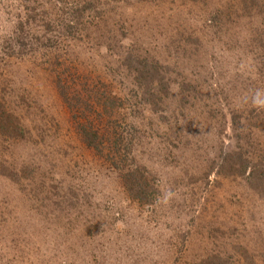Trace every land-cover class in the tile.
<instances>
[{
  "label": "rangeland",
  "instance_id": "1",
  "mask_svg": "<svg viewBox=\"0 0 264 264\" xmlns=\"http://www.w3.org/2000/svg\"><path fill=\"white\" fill-rule=\"evenodd\" d=\"M14 85L0 264H264V0H0Z\"/></svg>",
  "mask_w": 264,
  "mask_h": 264
},
{
  "label": "trees",
  "instance_id": "2",
  "mask_svg": "<svg viewBox=\"0 0 264 264\" xmlns=\"http://www.w3.org/2000/svg\"><path fill=\"white\" fill-rule=\"evenodd\" d=\"M156 83L157 84H160L158 82H156ZM8 88H9L8 89L9 90L8 93L9 92L11 93L10 94L11 95V98L10 99H6L7 102H5V103H2L0 101V111H2V108L5 106V104L10 106L13 103L12 101L14 99L21 98L24 95V93H21V92H24V91L21 90V89H23L22 86L20 88V87H17V85H14V86H10ZM8 93H6V94H8ZM11 128H12L11 125H9V126L8 125H5V124L1 123V120H0V134H2V135H5L7 133H13L14 134V131H16L18 129L17 127L16 128H13V129H11ZM77 129H79V130L82 129L81 123H78L77 124ZM87 130L84 131L83 133H81V137H82L83 142L88 147H90V146L94 147L95 150H102V149H100V147L97 144L99 142L98 135H96L95 133H92V132H88ZM18 132H16L15 134H17ZM40 136H41V138H43L42 137L43 135H39L38 137H40ZM31 138H33V136L32 135L29 136L27 134L26 138H20L19 142H17V143H19V146H22V145L24 146L23 147V151L25 150V143H26V141L29 140V139H31ZM28 150H30V149L28 148ZM23 151L20 154H18V155L16 154L17 151L15 152V158L12 161V163L9 162V161H7V160H5V159H4L5 161H1L0 160V176L1 177L7 178L6 175L14 167L13 166V163L17 161V163L19 165L20 163L23 162V160H24V162H26V164H28V166H29V164H31L28 168H31L33 171H42V172H45V169H46L45 168L46 167V160H45V163L44 164L43 163H39V162H35V161H34V163H32L31 160L26 159V158H23V154H22ZM25 154H26V151H25ZM10 167H12V168H10ZM28 168H27V170H28ZM47 173H49V172H47ZM40 177H41V175H40ZM42 178L43 177H41V181H42ZM2 180L4 181V178Z\"/></svg>",
  "mask_w": 264,
  "mask_h": 264
}]
</instances>
